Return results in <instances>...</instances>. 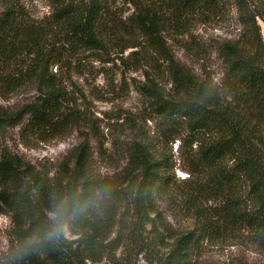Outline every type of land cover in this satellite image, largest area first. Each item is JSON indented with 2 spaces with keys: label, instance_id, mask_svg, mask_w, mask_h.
<instances>
[{
  "label": "trees",
  "instance_id": "obj_1",
  "mask_svg": "<svg viewBox=\"0 0 264 264\" xmlns=\"http://www.w3.org/2000/svg\"><path fill=\"white\" fill-rule=\"evenodd\" d=\"M116 1L57 2L50 31L34 27L3 2L0 95L36 86L37 96L17 112L0 107V135L23 125L24 136L49 143L75 125L76 117L65 111L64 84L51 73L60 61L58 43L76 53L106 52L136 34L166 64L176 96L166 99L154 86L141 91L172 137L170 143L183 140L178 132L186 133L181 160L196 181L181 188L172 175L175 165L144 144L128 152L129 177L117 186L95 179L93 156L84 147L70 153L56 176L2 151L0 215L11 218L13 242L0 264L97 263L114 213L125 208L137 226L156 228L150 215L156 213L157 196L176 197L198 216L197 229L176 237L158 264H193L200 242L230 232L248 231L264 247V0H232L241 33L218 47L225 66L218 86L181 65L164 33L169 24L184 35L192 18L219 13L231 0H136L126 23L113 12ZM131 44L126 48L140 45ZM192 50L197 54L199 49ZM21 57L30 58L27 69L12 70L21 66ZM66 229L78 237L75 242L67 241Z\"/></svg>",
  "mask_w": 264,
  "mask_h": 264
},
{
  "label": "rangeland",
  "instance_id": "obj_2",
  "mask_svg": "<svg viewBox=\"0 0 264 264\" xmlns=\"http://www.w3.org/2000/svg\"><path fill=\"white\" fill-rule=\"evenodd\" d=\"M5 1L0 0L3 12ZM7 1L18 17L40 30L50 31L54 4L80 0ZM133 1L136 0L116 1L113 12L120 21L126 23L134 14ZM190 22L184 35H179L168 24L164 37L181 65L200 79L218 86L225 71L218 47L225 41L238 39L241 33L236 6L231 0L221 12L203 19L194 17ZM136 38V34L124 36L121 44L111 46L106 52L76 53L68 46L63 47V41L58 43L60 61L51 73L64 84L65 111L76 117L75 125L49 143L24 136L23 125L10 128L0 135V153L9 151L40 171L56 176L70 153L84 147L93 156L95 179L117 186L127 183L129 177L128 152L136 144H144L149 151L165 155L175 165L172 175L179 180L181 188L192 186L196 180L189 177L181 160V151L187 148L186 133L178 132L183 140L179 138L170 143L172 137L163 131L149 96L141 91L143 87L154 86L161 96L172 99L176 96L175 87L164 61L143 40ZM60 39L56 37L57 42ZM131 43L140 45L135 49L126 48ZM192 47L199 49L197 54ZM30 61L21 57V66L12 70L25 71ZM36 96V86H26L0 95V107L17 112L33 103ZM155 210L150 217L156 228L137 226L132 212L125 208L117 210L112 230L101 244L100 261H86V264H158L168 256L176 237L197 229V213L176 197L157 196ZM64 234L69 242L78 239L68 229ZM12 242L11 218L0 215V258L9 253ZM192 260L193 264H264V247L255 243L248 231L230 232L221 239L200 242L192 253Z\"/></svg>",
  "mask_w": 264,
  "mask_h": 264
}]
</instances>
